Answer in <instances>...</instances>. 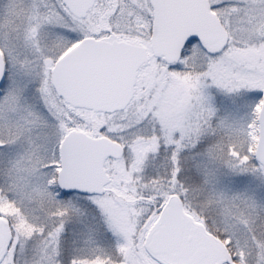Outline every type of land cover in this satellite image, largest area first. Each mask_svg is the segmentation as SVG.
I'll return each mask as SVG.
<instances>
[{
    "label": "snow or ice",
    "instance_id": "snow-or-ice-1",
    "mask_svg": "<svg viewBox=\"0 0 264 264\" xmlns=\"http://www.w3.org/2000/svg\"><path fill=\"white\" fill-rule=\"evenodd\" d=\"M0 264H264V0H0Z\"/></svg>",
    "mask_w": 264,
    "mask_h": 264
}]
</instances>
